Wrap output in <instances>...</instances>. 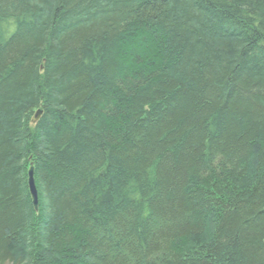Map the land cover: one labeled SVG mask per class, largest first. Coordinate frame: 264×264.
<instances>
[{
	"label": "trees",
	"instance_id": "trees-1",
	"mask_svg": "<svg viewBox=\"0 0 264 264\" xmlns=\"http://www.w3.org/2000/svg\"><path fill=\"white\" fill-rule=\"evenodd\" d=\"M0 264H264V0H0Z\"/></svg>",
	"mask_w": 264,
	"mask_h": 264
},
{
	"label": "water",
	"instance_id": "water-1",
	"mask_svg": "<svg viewBox=\"0 0 264 264\" xmlns=\"http://www.w3.org/2000/svg\"><path fill=\"white\" fill-rule=\"evenodd\" d=\"M42 114L43 112L42 111H38L36 113V116H35V122L39 121L40 118L42 117ZM34 169H31L30 172H29V180H28V185H29V189H30V192H31V195L33 197V205L36 209V211L38 210L39 208V200H38V197H37V188H36V185H35V178H34Z\"/></svg>",
	"mask_w": 264,
	"mask_h": 264
},
{
	"label": "bare ground",
	"instance_id": "bare-ground-1",
	"mask_svg": "<svg viewBox=\"0 0 264 264\" xmlns=\"http://www.w3.org/2000/svg\"><path fill=\"white\" fill-rule=\"evenodd\" d=\"M38 111H42V110H38ZM38 111H37V112H38ZM37 112H36V113H37ZM36 113H35V116H36ZM31 169H34V167L31 166V167L29 168V171H28V180H29V172H30ZM34 173H35V169H34ZM34 175H35V174H34ZM34 178H35V176H34ZM35 185H36V181H35ZM36 188H37V185H36ZM37 192H38V193H37V197H38V200H39V199H40V193H39V191H38V188H37ZM30 195H31V192H30ZM31 198H32V202H33L34 199H33L32 195H31ZM34 208H35V207H34ZM39 209H40V205H39L38 210L36 211V209H35V211H36V212H39Z\"/></svg>",
	"mask_w": 264,
	"mask_h": 264
},
{
	"label": "rangeland",
	"instance_id": "rangeland-1",
	"mask_svg": "<svg viewBox=\"0 0 264 264\" xmlns=\"http://www.w3.org/2000/svg\"><path fill=\"white\" fill-rule=\"evenodd\" d=\"M41 119V118H40ZM38 122V121H37ZM28 187H29V185H28ZM29 191H30V189H29ZM34 206V205H33Z\"/></svg>",
	"mask_w": 264,
	"mask_h": 264
}]
</instances>
